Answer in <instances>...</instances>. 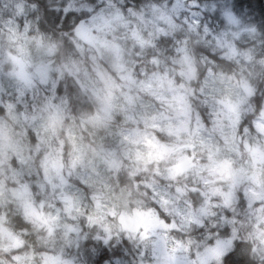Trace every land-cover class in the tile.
I'll list each match as a JSON object with an SVG mask.
<instances>
[{
  "label": "clouds",
  "instance_id": "1",
  "mask_svg": "<svg viewBox=\"0 0 264 264\" xmlns=\"http://www.w3.org/2000/svg\"><path fill=\"white\" fill-rule=\"evenodd\" d=\"M0 264H264V0H0Z\"/></svg>",
  "mask_w": 264,
  "mask_h": 264
}]
</instances>
